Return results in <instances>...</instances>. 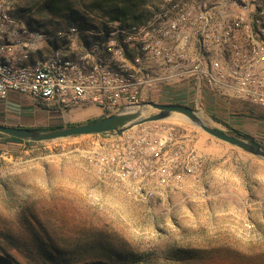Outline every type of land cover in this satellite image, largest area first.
Returning a JSON list of instances; mask_svg holds the SVG:
<instances>
[{"label": "rangeland", "instance_id": "rangeland-1", "mask_svg": "<svg viewBox=\"0 0 264 264\" xmlns=\"http://www.w3.org/2000/svg\"><path fill=\"white\" fill-rule=\"evenodd\" d=\"M146 1L145 8L161 0ZM17 2L31 23L45 28L87 23L93 17L83 10L90 0H71L81 17L70 11L53 16L40 10L43 1L39 0ZM201 100V108L188 106L210 126L246 134L264 148V120L257 119L264 116V110L227 106L205 91ZM154 103L165 104L162 98ZM61 110L11 95L0 98V124L66 128L70 127L66 118L82 110L101 114L94 106L67 110L66 117ZM156 112L147 108L148 116ZM169 127L179 128L202 156V166L195 176L151 200H141L134 184L120 181L97 165L117 139L116 133L30 144L0 138L1 260L11 264H121L90 250L98 234H104L117 249L122 245L127 254L139 255L137 264H264V161L213 138L178 114L129 132ZM41 236L44 243L61 250L65 262L58 257L42 258ZM181 250L189 251L193 259L182 261L177 254Z\"/></svg>", "mask_w": 264, "mask_h": 264}, {"label": "built area", "instance_id": "built-area-1", "mask_svg": "<svg viewBox=\"0 0 264 264\" xmlns=\"http://www.w3.org/2000/svg\"><path fill=\"white\" fill-rule=\"evenodd\" d=\"M204 91L264 110V0H161L136 22L93 16L57 28L31 23L17 0H0L1 99L111 116L160 98L201 108ZM2 161L3 153L0 173ZM97 165L151 200L195 176L202 156L169 127L117 135Z\"/></svg>", "mask_w": 264, "mask_h": 264}, {"label": "water", "instance_id": "water-1", "mask_svg": "<svg viewBox=\"0 0 264 264\" xmlns=\"http://www.w3.org/2000/svg\"><path fill=\"white\" fill-rule=\"evenodd\" d=\"M149 107L157 112L148 116L147 108ZM173 114L185 117L193 126L201 129L213 138L237 147L264 161V148L259 143L252 139H243L226 134L210 126L192 107L181 104H143L85 124L49 131L0 124V135L31 143H43L81 136H97L108 133L123 135L135 127L164 121Z\"/></svg>", "mask_w": 264, "mask_h": 264}, {"label": "trees", "instance_id": "trees-1", "mask_svg": "<svg viewBox=\"0 0 264 264\" xmlns=\"http://www.w3.org/2000/svg\"><path fill=\"white\" fill-rule=\"evenodd\" d=\"M39 1H43V4L40 7V10H45L51 13L53 16H61L65 14V12L67 13L69 11L77 13V10L73 8V3L71 2V0H39ZM146 3H147L146 0H90V4L86 6L87 9H83V10H84V13L88 12L90 14H93V16L99 15L102 17H108L112 20H125V21L136 22V21H139L141 16L143 15L146 9L145 8ZM81 14L83 15V12ZM76 15L81 17L79 12ZM85 16L86 15L84 14V17ZM250 118H255V117L251 116ZM257 119L264 120V116L258 117ZM69 126H73V125H69ZM13 127L27 128V129H33V130H39V131H49V130H56V129L64 128V126H61V125L53 126L49 128H32V127H22V126H13ZM225 133L231 136H234V137L243 138V139L248 138V139H252L256 141L252 137L246 134H243L241 132L234 131V130H231ZM0 138L5 139L6 141H9V142H14V143H29V144L31 143V142H24V141L14 139V138H9V137L2 136V135H0ZM43 233L45 232L43 231ZM97 239L98 240L95 239L93 241V244L89 245V248L90 250L98 252L97 253L98 256L119 261L121 264L139 263L140 261L139 255L132 254V253L127 254L126 250L124 249L125 247H123L122 245L121 247H118L117 249L115 246L108 243V239L104 234H98ZM40 251H41L42 258L44 257L48 260H53L54 258L58 257L59 259H61V261L65 262L63 260L64 256L62 255L61 250L53 243H49V244L44 243L42 236L40 237ZM177 254L184 262L193 259L192 258L193 256L189 253V251L181 250ZM82 260L83 259L75 260V261H82Z\"/></svg>", "mask_w": 264, "mask_h": 264}, {"label": "crops", "instance_id": "crops-1", "mask_svg": "<svg viewBox=\"0 0 264 264\" xmlns=\"http://www.w3.org/2000/svg\"><path fill=\"white\" fill-rule=\"evenodd\" d=\"M79 110H77V108H74L73 110H69V112L79 111ZM57 112H59V111H57ZM60 113H61L62 116L66 117L68 112H67V110H61ZM100 115H102V112L100 114L98 112H88L87 110H82L81 113L75 115L74 117L66 118L65 121H66L67 124H70V125L85 124V123L91 122L92 120H96V119L90 118V117L100 116ZM17 144H20V143H17Z\"/></svg>", "mask_w": 264, "mask_h": 264}]
</instances>
